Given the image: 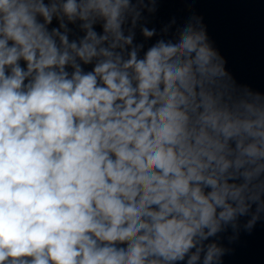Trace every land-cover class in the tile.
Here are the masks:
<instances>
[{
  "label": "clouds",
  "instance_id": "clouds-1",
  "mask_svg": "<svg viewBox=\"0 0 264 264\" xmlns=\"http://www.w3.org/2000/svg\"><path fill=\"white\" fill-rule=\"evenodd\" d=\"M157 4L0 0V264H223L264 219V92Z\"/></svg>",
  "mask_w": 264,
  "mask_h": 264
}]
</instances>
